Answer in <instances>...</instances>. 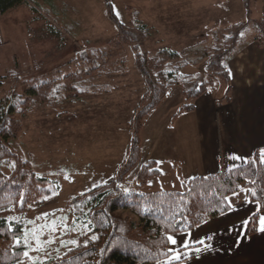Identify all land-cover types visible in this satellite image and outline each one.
Listing matches in <instances>:
<instances>
[{
    "label": "rangeland",
    "instance_id": "374dc122",
    "mask_svg": "<svg viewBox=\"0 0 264 264\" xmlns=\"http://www.w3.org/2000/svg\"><path fill=\"white\" fill-rule=\"evenodd\" d=\"M223 1L110 0V5L121 23L134 22L135 15L137 24L142 22L149 27L145 49L151 58L162 48H169L183 59H199L213 47L215 30L259 19L255 3L252 15L231 12L225 21L218 20ZM232 1L235 5L240 0ZM108 4V0H55L51 7L48 0H33L27 4L31 8L21 7L0 19V99L12 93L23 94L25 83L30 81L28 85L37 86L48 79L55 81L80 73H86L87 77L76 85L90 89L74 100L37 104L19 118L23 130L13 144L14 149L31 166L34 161L33 170L44 174L38 175L59 187L54 198L28 213L19 214L12 209L0 214V218L24 227L19 241L27 245L29 255L20 264H49L74 249L80 238L90 232L87 216H76L68 204L105 183V179L115 177L117 158L125 150V143H130L132 118L146 93V84L135 66L136 47L116 48L111 44L118 36V29L110 20ZM184 73L203 76L204 68L198 64L186 68ZM216 89L215 97L221 95ZM108 127L109 136L114 131L116 136L120 130L114 147L112 143L99 142ZM75 159L78 167L74 165ZM86 159L88 163L97 160L100 163L86 165ZM109 160L112 162L106 168L104 163ZM136 174L137 171L127 177L122 185L125 191L135 188ZM170 188L178 187L160 178L142 191ZM241 191L228 199L234 210L240 208L244 195L250 193L246 189ZM118 214L132 216L123 211ZM213 226L216 227L203 226L199 235L196 232L175 236L178 243L171 247L183 248L181 242L192 245L180 262H228V258L224 259L228 256L224 237L216 233L219 225ZM73 240L77 245L70 243ZM200 240L206 241V250L201 248ZM196 248L201 251L195 252Z\"/></svg>",
    "mask_w": 264,
    "mask_h": 264
},
{
    "label": "trees",
    "instance_id": "16d2710c",
    "mask_svg": "<svg viewBox=\"0 0 264 264\" xmlns=\"http://www.w3.org/2000/svg\"><path fill=\"white\" fill-rule=\"evenodd\" d=\"M29 1L0 0V19ZM260 1L243 0L246 14L250 15L252 5ZM108 2L110 20L118 29L111 44L116 48L136 47L135 66L145 80L146 93L135 109L127 154L115 177L68 204L76 216H87L90 232L80 238L74 249L49 264H158L166 259L161 253H167L171 247L167 236L190 233L230 212L228 199L242 189L256 192V196L250 194V199L259 205V211L251 217L248 230L254 234L264 212L262 153L254 154L245 165L232 170L184 180L181 191H142L148 181L162 174L153 160L142 166L134 189L125 191L122 185L140 163L144 121L161 107L169 91L181 89L183 104L179 114L194 111L196 102L218 82L229 83V64L237 54L252 43L264 45V19L215 30L213 47L199 59H183L169 48H162L151 58L145 49L149 27L142 22L137 24L135 15L134 22L121 23ZM198 64L204 68L203 76L184 73L186 68ZM86 77V73H80L55 81L48 79L37 86L28 85L30 81L25 83L23 94L12 93L0 99V214L12 209L19 214L28 213L58 194L57 184L38 175L14 149L13 144L23 130L19 118L37 104L54 105L81 96L90 89L76 84ZM120 211L132 216L119 215ZM23 233L21 223L0 218V264H20L26 260L23 252L29 251L27 245L16 243Z\"/></svg>",
    "mask_w": 264,
    "mask_h": 264
},
{
    "label": "crops",
    "instance_id": "0c3cea01",
    "mask_svg": "<svg viewBox=\"0 0 264 264\" xmlns=\"http://www.w3.org/2000/svg\"><path fill=\"white\" fill-rule=\"evenodd\" d=\"M31 1L33 0L29 3ZM48 1L51 7L55 5V0ZM222 4L223 10L218 15V20L225 21L231 12L247 16L243 0L235 5L232 0H224ZM21 7L31 8L27 4ZM21 7L18 9L21 10ZM256 8L259 18L264 19V0L256 3ZM216 88L221 95L215 97ZM168 97L143 124L142 153L140 163L133 171H137L134 180L142 166L150 160L156 162L157 169L162 173L160 177L148 181L144 188L153 180L161 178L169 180L172 186L178 188L159 191H181L184 180L232 170L245 165L254 154L264 152V45L252 43L237 54L229 64V83L218 82L196 102L194 111L178 113L183 104L179 88L172 89ZM110 124L111 121L108 120L107 125ZM109 130L108 127L107 134L101 135L99 142L112 143L114 147L120 130L116 136L115 131L109 136ZM128 143H125V150L117 158V170L124 161ZM111 162L109 160L104 166L108 168ZM99 163V160L90 163L85 160L86 165ZM74 165H79L76 159ZM32 166L34 168V161ZM37 174L44 175L39 172ZM113 178L114 176L105 179V183L101 185ZM237 194L239 192L230 198ZM246 194L245 200L238 201L239 206L243 202L239 209L232 208L230 212L206 222L194 231L180 235L190 236L196 232L195 235H199L203 226L214 229L216 226L213 224L219 225L216 233L224 237L228 249V256L224 257L229 259L226 264H264V231L260 225L264 212L258 218L257 231L249 234L250 219L258 213L259 205L250 199V193ZM177 249L181 252L188 250Z\"/></svg>",
    "mask_w": 264,
    "mask_h": 264
},
{
    "label": "snow or ice",
    "instance_id": "6c2138e0",
    "mask_svg": "<svg viewBox=\"0 0 264 264\" xmlns=\"http://www.w3.org/2000/svg\"><path fill=\"white\" fill-rule=\"evenodd\" d=\"M260 162L261 163H264V152H262V154H261V160H260ZM250 194L252 196H256V192L255 191H252ZM228 206L229 207L231 206V203L230 202L228 203ZM260 225H261V230L264 231V219H261ZM210 238L211 237H209V239ZM92 239H95V237H92ZM165 239H166V242L169 243L170 245H176L178 243L177 239L173 235H169ZM16 243L19 244L20 241L17 240ZM70 243L73 244V245H77V241H75V240L71 241ZM181 243L183 244V248L184 249H188V250H191L192 249V245H191L190 242H187V243L181 242ZM198 243L200 245L204 246V249L205 250L207 249L208 246H207L205 240H200ZM200 251H201L200 248H196L195 249V252H197V253H199ZM161 254L164 255L166 257V259L163 260V261H159L158 264H174V262H179L180 259H181V257L187 255L188 253L187 252H181L178 249L173 248V247H169L167 253H163L162 252ZM23 255L27 258L28 255H29L28 251H24L23 252Z\"/></svg>",
    "mask_w": 264,
    "mask_h": 264
}]
</instances>
